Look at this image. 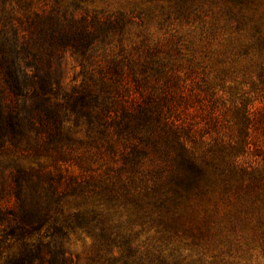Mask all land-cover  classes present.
Returning <instances> with one entry per match:
<instances>
[{
  "label": "trees",
  "instance_id": "1",
  "mask_svg": "<svg viewBox=\"0 0 264 264\" xmlns=\"http://www.w3.org/2000/svg\"><path fill=\"white\" fill-rule=\"evenodd\" d=\"M205 2L219 7L212 22L185 35L165 27L200 18ZM168 4L158 12L161 40L125 43L142 11L0 0V264H73L64 242L74 230L93 241L92 264H155L122 217L167 227L217 202L225 213L206 214L205 231L239 245L250 231L264 248V2ZM220 34L225 43L212 49ZM184 44L192 59L213 60L221 83L232 78L230 108L208 80L187 92L178 85L171 62ZM98 48L102 66L66 90L64 55L83 68Z\"/></svg>",
  "mask_w": 264,
  "mask_h": 264
},
{
  "label": "rangeland",
  "instance_id": "2",
  "mask_svg": "<svg viewBox=\"0 0 264 264\" xmlns=\"http://www.w3.org/2000/svg\"><path fill=\"white\" fill-rule=\"evenodd\" d=\"M64 4H68L71 8H82L89 12L98 13L99 15H111L115 12L125 14L133 13V16L142 11L141 15L143 25L140 27L137 18L133 19V24L126 28L124 34L125 43L139 42L145 35L150 42L161 40L164 31L158 26L159 7H168V0H62ZM262 3L264 0H260ZM203 12L200 18L189 20H170L166 22L165 27L178 29L179 33L185 35L188 30H197L204 23H210L214 14L219 9L216 5L205 2L201 5ZM147 9L149 11H147ZM228 35H219L212 41V49H219L221 43H225ZM220 43V44H219ZM182 46L181 59H174L171 62L172 68L179 70L182 81H178V85L185 83L184 92L190 89H197V85H202V80H208L212 89L218 91L219 97L227 99V108H230L229 98L235 97L234 82L232 78L227 83H221L216 79V66L213 60L204 58L202 53H195L192 59V49H186ZM193 49H197L194 46ZM103 51L98 48L91 58L84 64L82 68V60L79 56L67 52L63 59L62 69V85L66 90H70L74 86H78L91 70H97L99 65L104 63L102 58ZM102 66V65H101ZM193 68V70L187 67ZM241 78V77H240ZM243 79V78H242ZM238 80V78H237ZM175 84V82H174ZM249 86L242 87V92H247ZM253 100L251 103L256 107L259 105L258 95L248 94V98ZM232 109L227 111V116L232 117ZM80 128L76 134L81 136ZM27 162L22 161V166H26ZM226 210V206L217 202L214 206L210 204L205 207V211H198L195 215L188 218H181L177 223H169L167 227L149 220L135 219L126 220L123 216L122 228L124 232L130 231L133 236L134 245L138 246L142 252H148L150 259L155 264H160L157 256L164 258L165 264H264V248L257 239L251 238L250 231H243L244 237H241L240 245L225 238V232L219 235V232L205 231L204 216L210 212H215V217L220 218ZM205 212V214H204ZM70 231V230H69ZM83 230H74L67 234L65 238V248L71 256L73 264H92L97 249L93 241ZM249 233L250 235H247ZM115 251V250H114ZM105 256V252L102 253Z\"/></svg>",
  "mask_w": 264,
  "mask_h": 264
}]
</instances>
